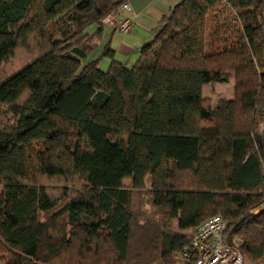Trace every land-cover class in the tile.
<instances>
[{
	"label": "trees",
	"instance_id": "trees-1",
	"mask_svg": "<svg viewBox=\"0 0 264 264\" xmlns=\"http://www.w3.org/2000/svg\"><path fill=\"white\" fill-rule=\"evenodd\" d=\"M124 1L0 0V264H193L216 214L264 262V0H178L130 68L109 45L87 61ZM53 178L81 186L54 198Z\"/></svg>",
	"mask_w": 264,
	"mask_h": 264
},
{
	"label": "crops",
	"instance_id": "crops-1",
	"mask_svg": "<svg viewBox=\"0 0 264 264\" xmlns=\"http://www.w3.org/2000/svg\"><path fill=\"white\" fill-rule=\"evenodd\" d=\"M130 4V12H121V18L129 19L133 28L129 33H121L106 27H101L96 34V27H91L88 34L96 38V47L88 55L87 61L94 60L105 45L113 50L114 59L124 66L132 64L138 55L140 47L151 41L158 30L160 20L166 16L178 0H125ZM109 60L103 58L99 68L106 70ZM229 99V98H228Z\"/></svg>",
	"mask_w": 264,
	"mask_h": 264
},
{
	"label": "built area",
	"instance_id": "built-area-1",
	"mask_svg": "<svg viewBox=\"0 0 264 264\" xmlns=\"http://www.w3.org/2000/svg\"><path fill=\"white\" fill-rule=\"evenodd\" d=\"M130 11V4L124 1L105 14L100 19V25L121 33H129L133 28L132 22L121 18L120 14ZM225 227L226 223L219 214L212 215L194 226L191 230L189 245L182 251L181 257L186 258L189 252H192L193 264H244L242 254L224 242Z\"/></svg>",
	"mask_w": 264,
	"mask_h": 264
},
{
	"label": "rangeland",
	"instance_id": "rangeland-1",
	"mask_svg": "<svg viewBox=\"0 0 264 264\" xmlns=\"http://www.w3.org/2000/svg\"><path fill=\"white\" fill-rule=\"evenodd\" d=\"M20 52H22V51H20ZM18 59H20L19 61H21V62H23V59H24V61L26 60L25 58H23L19 55H15L14 58L12 59V61H14V60L16 61ZM134 62L132 64H128L127 67L130 68L134 64ZM14 66H15V62L13 63V65H11L10 63L5 65L3 68V71L1 72L0 78L9 74L10 70L15 68ZM6 69H9V70H6ZM232 86H233L232 79L220 80V81H216V82H212L210 84H207L203 87V91H202L203 98L207 104H209V103L215 104L221 98H224V99L231 98L232 89H233ZM3 119L4 118H2L1 120H3ZM112 138L114 139V137H112ZM120 138L122 139V137H118L117 139H120ZM41 182L46 187L48 193L51 194L54 198L60 196V194L63 190L69 191V190H73L75 188L77 189L81 186V182L79 181L78 178H73L71 181H66V180L63 181L62 179H59V178L42 179ZM124 183L127 184V181H125ZM144 192L147 193L146 191H144ZM0 193H1V187H0ZM142 193H139L137 197H136V195H134V198H135L134 200L136 201L137 198L139 197L140 202H141L142 212L145 211L146 214L151 215L150 211H152V208L147 206L146 204H144V202H142L148 197L145 193H144L145 195H143ZM137 203H138V201H137ZM258 212H259V210H255L253 212V214H257ZM155 218H159V217H155ZM190 233L191 232H189V234ZM3 257H5V253L3 252V249H2L1 244H0V261L2 260ZM178 261H179V263H182L183 260H178ZM244 264H253V263H251L246 257H244ZM258 264H264V262H261Z\"/></svg>",
	"mask_w": 264,
	"mask_h": 264
}]
</instances>
